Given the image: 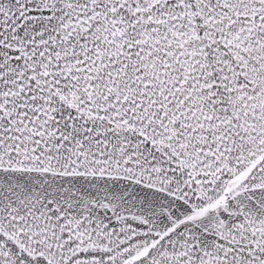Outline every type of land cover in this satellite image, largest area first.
Here are the masks:
<instances>
[{
	"label": "snow or ice",
	"instance_id": "snow-or-ice-1",
	"mask_svg": "<svg viewBox=\"0 0 264 264\" xmlns=\"http://www.w3.org/2000/svg\"><path fill=\"white\" fill-rule=\"evenodd\" d=\"M0 264H264V0H0Z\"/></svg>",
	"mask_w": 264,
	"mask_h": 264
}]
</instances>
